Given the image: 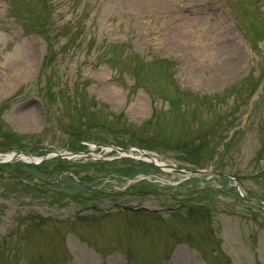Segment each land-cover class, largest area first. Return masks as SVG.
<instances>
[{
  "label": "rangeland",
  "instance_id": "374dc122",
  "mask_svg": "<svg viewBox=\"0 0 264 264\" xmlns=\"http://www.w3.org/2000/svg\"><path fill=\"white\" fill-rule=\"evenodd\" d=\"M23 1L0 0V160L79 155L29 169L22 154L0 163V264H164L181 247L199 264H264V211L238 198L230 177L138 164L148 179L130 180L126 166L101 162L147 144L168 163L234 175L243 194L264 202V119L255 115L263 101L246 98L264 74V38L255 49L241 37L243 26L254 35L264 24V0ZM247 10L255 30L240 23ZM141 60L152 63L135 68ZM172 97L179 109L168 108ZM247 109L250 121L223 152V136ZM96 126L113 133L94 134ZM199 131L211 135L197 139ZM186 140L198 157L186 155ZM29 171L34 180L17 176ZM183 204L236 214L218 217H226L228 252L205 209L164 219L151 212Z\"/></svg>",
  "mask_w": 264,
  "mask_h": 264
}]
</instances>
